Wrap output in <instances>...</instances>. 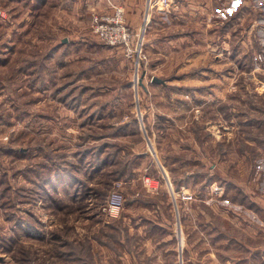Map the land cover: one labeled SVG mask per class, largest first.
I'll list each match as a JSON object with an SVG mask.
<instances>
[{
	"label": "rangeland",
	"instance_id": "rangeland-1",
	"mask_svg": "<svg viewBox=\"0 0 264 264\" xmlns=\"http://www.w3.org/2000/svg\"><path fill=\"white\" fill-rule=\"evenodd\" d=\"M92 2H48L11 32L26 9L7 16L0 0V264H72L61 251L90 264H264V0H191L185 36L153 25L131 54L92 31L120 5ZM100 144L98 169L80 151ZM115 183L123 208L134 189L171 199V186L189 254L182 233L128 234L103 210Z\"/></svg>",
	"mask_w": 264,
	"mask_h": 264
},
{
	"label": "crops",
	"instance_id": "crops-1",
	"mask_svg": "<svg viewBox=\"0 0 264 264\" xmlns=\"http://www.w3.org/2000/svg\"><path fill=\"white\" fill-rule=\"evenodd\" d=\"M16 1L17 2L15 5L14 0H5V4L7 8L5 14L7 16L11 15L10 17H12L13 15L15 16L16 14H14L15 12H13V9L16 8L17 10H20L19 8L23 7L24 9H26L23 12L21 11L22 21H23L22 22L23 24L22 23L21 24L23 26L18 25L15 29L14 28L15 18H11L10 19L11 25L10 27H8L7 24L6 31L13 32L17 30L18 32H22V30H24V28L28 26L30 17L35 15L34 11L36 8L38 10V13L42 9L44 14L48 2L53 1L54 7L57 6L60 2V0L58 1L57 0H16ZM92 1L93 0H85L88 8H92V9L95 8L93 7ZM152 1L153 0H98L97 4L101 5L102 10H110L111 3H115L123 7L126 22L133 31V40H135L133 41V45H135L136 48L138 46L141 47L145 45L146 43L145 34L148 31V28H151L153 25L156 26L157 24L159 25L165 24V27L162 26L161 29H165L166 33L175 31L177 35L181 34L180 35L181 37L185 36L184 33L189 32L188 29L190 27V19H191L190 11L198 9L199 8L198 3H197L198 7H195L193 4H191V0H173V2L169 6L160 7L159 5L153 6ZM1 5L2 4H0V6ZM60 9L61 6H57L56 10L59 11ZM70 9L72 11L78 10V0H73ZM176 10H181V14H180L181 17L179 16V12L176 13L177 12ZM178 19L181 20L179 21ZM160 30H158L157 33L160 32ZM166 40L168 42H171L173 40V36L172 37L170 35L169 37L167 36ZM14 42L15 41L11 39L6 41L5 44L10 45V47L14 48L15 47ZM160 84H164V83H160ZM167 90L169 92V89ZM144 152L146 151H142L141 154H144ZM152 153H150V155L152 157L156 156V161L159 167L162 169L161 172L165 174L164 176L170 178L172 174L170 171L171 169L168 166L169 164H167L168 162L166 163L161 162L154 150L152 151ZM145 156L146 158L149 157L148 154H146ZM157 157L159 160H157ZM171 190L172 188L170 186L171 193H169V196L171 197V199L170 198L168 199L167 191H165L166 192L165 194L164 190L161 189H159L158 192L145 193L144 197L146 198H143V196L138 197L139 195L137 193V190L134 189L132 192L133 199L129 201L130 203L128 202L129 204L125 205L124 208L122 207L123 210L122 208L120 209L118 213L119 215L118 219H119V223L127 224L128 234L132 233L131 230L133 227H134L133 233L135 235H139V234L148 235V232L150 233L151 231L160 233L159 235H179V233H182L183 242L181 241V244L179 243V248H181V253L183 254V258H184L185 255L189 254L188 245L190 244L191 239L189 238V236L188 237L186 236L188 235V232L186 231L184 224L185 215L182 211V214L184 216L182 215V218L181 217L179 218V211H178L179 205L176 204V200H177V198L175 197L176 195L172 193ZM177 197L178 199H180L179 196ZM137 199L139 200L137 201ZM142 205L147 208L148 215L132 212L137 208H142ZM197 214H198L197 216H199V212H197ZM174 217L177 218V221L174 220ZM132 220H133V224L131 223ZM200 239L201 236L197 235L195 241L196 240L199 241ZM123 255L124 257H127L125 252ZM183 261L186 264V260Z\"/></svg>",
	"mask_w": 264,
	"mask_h": 264
},
{
	"label": "built area",
	"instance_id": "built-area-1",
	"mask_svg": "<svg viewBox=\"0 0 264 264\" xmlns=\"http://www.w3.org/2000/svg\"><path fill=\"white\" fill-rule=\"evenodd\" d=\"M172 0H153L152 5L156 6H169ZM92 31L94 34L106 45L120 46L125 49L127 54H131L133 49V31L127 25L124 18V10L120 6L114 5L111 12L96 14L93 16ZM260 58H264L261 56ZM144 186L148 190L156 191L158 184L151 180L149 177L144 178ZM153 182V184H152ZM114 187L108 193L106 202L103 205L109 215H117L123 206V194L119 188V184L115 183ZM187 189L181 188L177 190L180 197L184 200L192 199V194ZM221 190V189H220Z\"/></svg>",
	"mask_w": 264,
	"mask_h": 264
},
{
	"label": "trees",
	"instance_id": "trees-1",
	"mask_svg": "<svg viewBox=\"0 0 264 264\" xmlns=\"http://www.w3.org/2000/svg\"><path fill=\"white\" fill-rule=\"evenodd\" d=\"M263 43V42H262ZM263 45H264V43H263ZM262 50L264 51V46L262 47ZM259 55H261V56H264V53H261V54H259ZM94 136V137H93ZM92 137L94 138V139H99L100 137H98V135H93ZM104 136H108V135H104ZM102 137V136H101ZM90 149V150H89ZM85 148V149H82L81 151H80V153L81 154H84V155H87L88 153H92V161H95L96 162V166H95V168H104L105 167V164H106V162H108V161H105V159H103V158H101L100 156L104 153V151L106 150V146L105 147H103V144H100V145H92V146H90V148ZM109 154H113V155H115V152H113V153H109ZM90 165V164H89ZM44 166H46V165H44ZM109 173V172H108ZM119 173V172H118ZM109 174H111V173H109ZM73 178H75L76 179V177L73 175L72 176ZM171 179H172V181H173V185H175V187H179L178 186V183L179 182H177V181H175V179H173L172 177H171ZM180 185V184H179ZM6 245H7V243H6ZM61 254H63V255H65V256H68V258H69V260H70V262L72 263V264H90L89 262H87L86 260H84V259H82L81 257H76L75 256V254L72 252V251H61ZM77 255V254H76ZM79 256V255H78ZM74 258H78V261H76L75 263L74 262H72V260H75ZM33 264V263H32Z\"/></svg>",
	"mask_w": 264,
	"mask_h": 264
},
{
	"label": "water",
	"instance_id": "water-1",
	"mask_svg": "<svg viewBox=\"0 0 264 264\" xmlns=\"http://www.w3.org/2000/svg\"><path fill=\"white\" fill-rule=\"evenodd\" d=\"M151 81H155L157 83H164V80L163 79H160V78L155 77V76H152ZM139 82H140V80H139Z\"/></svg>",
	"mask_w": 264,
	"mask_h": 264
}]
</instances>
